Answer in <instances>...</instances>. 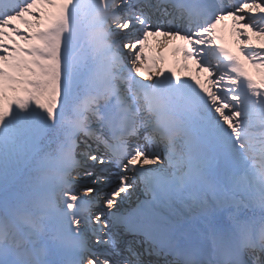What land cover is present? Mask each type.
Wrapping results in <instances>:
<instances>
[{
	"label": "snow or ice",
	"instance_id": "snow-or-ice-1",
	"mask_svg": "<svg viewBox=\"0 0 264 264\" xmlns=\"http://www.w3.org/2000/svg\"><path fill=\"white\" fill-rule=\"evenodd\" d=\"M229 20L264 69V0H0V264H264V81ZM150 36L208 76H143Z\"/></svg>",
	"mask_w": 264,
	"mask_h": 264
},
{
	"label": "rangeland",
	"instance_id": "rangeland-1",
	"mask_svg": "<svg viewBox=\"0 0 264 264\" xmlns=\"http://www.w3.org/2000/svg\"><path fill=\"white\" fill-rule=\"evenodd\" d=\"M43 7H44V11H45L46 15L49 13H54L55 11H57V7H49L47 5H45ZM225 24H226V27L224 29H226V30L223 31V36L226 37L227 39H229L233 43V45L239 50L240 45H241V39L237 38V34L235 33V31L233 29V25L230 21H225ZM20 27L23 28L24 25H20ZM227 27L229 28V30ZM220 28L221 27L219 26L218 29H220ZM248 35L251 37L250 43L252 45L264 44V37H260L258 35H251V32H249ZM20 43L22 44L23 42H20ZM151 54L153 55L152 59H157L155 52H152ZM243 58H244V56H243ZM244 60H245V66H244L245 72L247 73L249 71H252L255 74V76L258 78L259 82L264 81V69H261L257 65L250 63L245 58H244ZM172 61L175 62L176 65H174V66L177 69V75H179L182 80L183 79H197L198 78L201 81H204V79L208 76V73H206V72H203V71L198 72L197 71V61L195 59H193L192 62L188 63V64H191L192 67L188 66L186 70L182 69V67H181L182 63H187V62L183 61L182 58L175 57V58H173ZM158 64L160 65L159 66L160 68H163L160 60H158ZM196 72H198V73H196ZM201 72H202V74H201L202 76L198 77L196 74H200ZM247 75L249 76V74H247ZM262 90H264V89H262ZM8 95H12V93L9 92ZM90 186H92V185H90ZM137 192L140 193L139 191H137ZM77 195L78 196L82 195V193L77 192ZM135 196H139V194H136ZM143 199H144V197H143ZM143 199L141 197V200H143ZM131 201H132V199H131ZM131 201H127L128 202L127 204L131 205V206H135V202H131Z\"/></svg>",
	"mask_w": 264,
	"mask_h": 264
},
{
	"label": "bare ground",
	"instance_id": "bare-ground-1",
	"mask_svg": "<svg viewBox=\"0 0 264 264\" xmlns=\"http://www.w3.org/2000/svg\"><path fill=\"white\" fill-rule=\"evenodd\" d=\"M251 35H254V34H252L251 33ZM155 41H156V43H158V42H160V41H162L163 40V38H164V36H151ZM162 58L165 60V57L162 55ZM168 65V64H167ZM155 70L156 69H154V70H144L143 69V76H149V75H152L153 73H156L155 72ZM165 74H169L168 73V70H166L165 71ZM202 74V72L200 73V74H198V77L200 76ZM85 183L86 184H88V185H90V181H88V180H85ZM80 190V189H79ZM130 190V189H129ZM132 201L131 202H135L136 203V201H137V197L135 196V194L132 196Z\"/></svg>",
	"mask_w": 264,
	"mask_h": 264
}]
</instances>
